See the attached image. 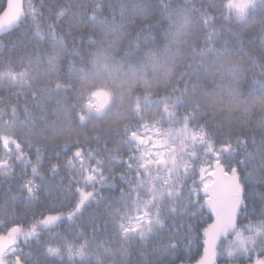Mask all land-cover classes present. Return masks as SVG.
I'll return each instance as SVG.
<instances>
[{
    "label": "snow or ice",
    "instance_id": "1",
    "mask_svg": "<svg viewBox=\"0 0 264 264\" xmlns=\"http://www.w3.org/2000/svg\"><path fill=\"white\" fill-rule=\"evenodd\" d=\"M0 264H264V0H0Z\"/></svg>",
    "mask_w": 264,
    "mask_h": 264
}]
</instances>
